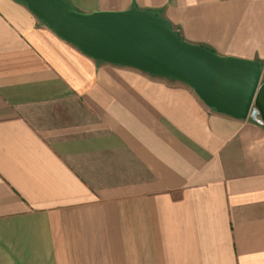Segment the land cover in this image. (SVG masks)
Returning a JSON list of instances; mask_svg holds the SVG:
<instances>
[{"label":"crops","instance_id":"0c3cea01","mask_svg":"<svg viewBox=\"0 0 264 264\" xmlns=\"http://www.w3.org/2000/svg\"><path fill=\"white\" fill-rule=\"evenodd\" d=\"M68 1L264 65V0ZM0 264H264V126L0 0Z\"/></svg>","mask_w":264,"mask_h":264},{"label":"water","instance_id":"95a60500","mask_svg":"<svg viewBox=\"0 0 264 264\" xmlns=\"http://www.w3.org/2000/svg\"><path fill=\"white\" fill-rule=\"evenodd\" d=\"M56 36L99 61L184 83L207 106L264 126V80L257 59L218 53L185 39L158 11H81L68 0H19Z\"/></svg>","mask_w":264,"mask_h":264},{"label":"rangeland","instance_id":"374dc122","mask_svg":"<svg viewBox=\"0 0 264 264\" xmlns=\"http://www.w3.org/2000/svg\"><path fill=\"white\" fill-rule=\"evenodd\" d=\"M262 80H264V65L262 63Z\"/></svg>","mask_w":264,"mask_h":264}]
</instances>
